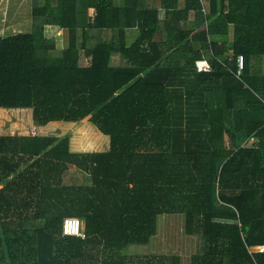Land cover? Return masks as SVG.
I'll return each mask as SVG.
<instances>
[{"label":"trees","instance_id":"16d2710c","mask_svg":"<svg viewBox=\"0 0 264 264\" xmlns=\"http://www.w3.org/2000/svg\"><path fill=\"white\" fill-rule=\"evenodd\" d=\"M156 1L34 0L40 25L0 36V109L109 140L0 135V264H182L127 252L162 215L184 217L191 264H264V0ZM71 165L89 184L66 182Z\"/></svg>","mask_w":264,"mask_h":264},{"label":"rangeland","instance_id":"374dc122","mask_svg":"<svg viewBox=\"0 0 264 264\" xmlns=\"http://www.w3.org/2000/svg\"><path fill=\"white\" fill-rule=\"evenodd\" d=\"M122 0H115L120 4ZM156 0H146L148 5H155ZM12 7H17L16 22L17 25L12 30H7L0 33L1 37H8L18 33H30L31 27L40 25L39 23L44 18L33 16L34 0H22L12 2ZM158 4V3H157ZM85 10H79V15H83ZM92 14V10L88 11ZM16 29V30H14ZM36 29L35 27L33 28ZM42 35L48 38L57 39V46L62 49L66 43V32L56 28L39 27ZM231 33V31H230ZM65 42V43H64ZM64 49V48H63ZM0 114H5L7 125H27L29 128L31 123L30 109H0ZM8 117L15 120H8ZM37 134H46L54 136L69 135L71 138L72 149L77 152L85 151H103L108 147V136L101 133L91 125L88 119L83 122L73 123L64 121H55L48 124L46 127H40L34 124ZM31 131V130H30ZM66 182L69 185L89 184L87 177L77 170L75 165L70 166V172L66 177ZM184 217L181 215H162L158 219L157 234L154 236L148 245L130 247L127 252L138 255H179L182 258V264H191V256L196 253L198 242L196 238L186 235L184 229Z\"/></svg>","mask_w":264,"mask_h":264},{"label":"crops","instance_id":"0c3cea01","mask_svg":"<svg viewBox=\"0 0 264 264\" xmlns=\"http://www.w3.org/2000/svg\"><path fill=\"white\" fill-rule=\"evenodd\" d=\"M15 1H22V0H0V33H4L7 30H12L15 25H17L16 18H17V7H12L13 3ZM156 2L155 6H158ZM31 12H33V9H31ZM34 27H31V31H33ZM49 28V27H48ZM16 30V29H14ZM232 34H229V40H231ZM5 114H0V135H30V130L35 125L33 119H31V123L29 128L27 125H7L6 126V119ZM8 120H12L15 123L14 119H11L8 117ZM1 188V186H0ZM254 249H260L259 247H255ZM179 256V255H178ZM181 257V256H180Z\"/></svg>","mask_w":264,"mask_h":264},{"label":"built area","instance_id":"2783aa9c","mask_svg":"<svg viewBox=\"0 0 264 264\" xmlns=\"http://www.w3.org/2000/svg\"><path fill=\"white\" fill-rule=\"evenodd\" d=\"M236 63L239 74L241 71L244 70L245 67V58L243 55H238L236 57ZM31 135H37L36 127L34 126L31 128L30 131ZM62 235L68 237H76V238H84V233L82 230V223L77 218H66L63 220L62 223ZM260 250H264V246H260Z\"/></svg>","mask_w":264,"mask_h":264}]
</instances>
